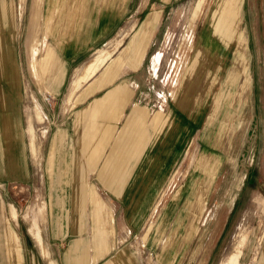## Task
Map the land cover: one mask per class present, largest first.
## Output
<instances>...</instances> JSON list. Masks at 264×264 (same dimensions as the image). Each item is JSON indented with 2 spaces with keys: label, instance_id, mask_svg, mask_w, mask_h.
I'll return each mask as SVG.
<instances>
[{
  "label": "crops",
  "instance_id": "crops-1",
  "mask_svg": "<svg viewBox=\"0 0 264 264\" xmlns=\"http://www.w3.org/2000/svg\"><path fill=\"white\" fill-rule=\"evenodd\" d=\"M26 1L0 3V181L13 188L32 186L35 172H52L44 187L51 208L44 229L52 252L49 264H144L134 245L126 243L124 232L140 219L136 205L151 202L134 189H155L159 173L166 171L163 166L177 155L176 131L170 126L163 137L139 129L144 109L150 112L144 102L150 90L145 66L161 10L145 14V0ZM224 4L219 13L227 8ZM230 12L227 29L237 20V7ZM231 29L227 43L235 33L236 44L241 43L243 35ZM121 30L122 41L107 61L98 70L78 73ZM252 57L250 82L256 83V76L262 82L264 72L254 70ZM253 104L248 101L249 110ZM33 110L47 122L43 134L51 129L44 163L38 162L32 146V132L37 133ZM161 116V111L149 114L146 122L159 123ZM162 141L163 158L148 169L147 184L152 185L145 186L134 177L146 170L145 156L160 149ZM108 156L114 157L113 164L104 163ZM121 207L124 211L118 212ZM5 208L0 201V264H26L17 255V211L10 204L7 212ZM26 232L46 255L35 218ZM253 259L264 264V243L259 258ZM29 264L38 262L32 257Z\"/></svg>",
  "mask_w": 264,
  "mask_h": 264
},
{
  "label": "rangeland",
  "instance_id": "rangeland-1",
  "mask_svg": "<svg viewBox=\"0 0 264 264\" xmlns=\"http://www.w3.org/2000/svg\"><path fill=\"white\" fill-rule=\"evenodd\" d=\"M17 2L0 0L1 4ZM223 3L228 6L221 14ZM145 4V14L153 8L161 14L145 66L150 71V90L146 89L144 102L150 112L144 109L139 129L145 134L155 130L163 137L170 126L176 131L177 155L163 166L166 171L159 173L155 189H134V194L139 192L151 202L136 205L139 210L134 212L140 219L132 223L134 229L124 227L126 243L134 245L144 264H255L254 255L259 258L264 243V74L262 82L256 76V83H251L248 64L252 54L254 70L264 72V0H145ZM234 6L238 15L230 29L243 35L238 44L236 33L227 43L226 25ZM124 34L121 30L98 49L78 73L98 70L118 49ZM249 100L255 102L251 110ZM159 111L161 122H146L149 114ZM32 112L37 121L32 146L42 162L51 129L43 134L41 127L47 122L39 112ZM163 141L160 149L145 156L146 170L134 177L145 186L152 185L147 184L149 171L163 158ZM114 160L108 156L104 163ZM51 173L39 177L35 172L32 186L22 183L13 188L10 182L0 181L5 212L9 204L17 211L13 219L19 225L14 229L21 248L17 255L26 264L32 257L38 264H49L52 258L44 234L51 215L44 187ZM42 179L44 186L39 183ZM33 218L46 255L26 232ZM6 222L11 226L10 219Z\"/></svg>",
  "mask_w": 264,
  "mask_h": 264
},
{
  "label": "bare ground",
  "instance_id": "bare-ground-1",
  "mask_svg": "<svg viewBox=\"0 0 264 264\" xmlns=\"http://www.w3.org/2000/svg\"><path fill=\"white\" fill-rule=\"evenodd\" d=\"M251 210V209H250Z\"/></svg>",
  "mask_w": 264,
  "mask_h": 264
}]
</instances>
